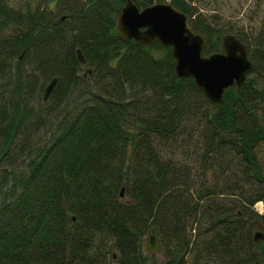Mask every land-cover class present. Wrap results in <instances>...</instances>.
<instances>
[{
    "label": "trees",
    "instance_id": "1",
    "mask_svg": "<svg viewBox=\"0 0 264 264\" xmlns=\"http://www.w3.org/2000/svg\"><path fill=\"white\" fill-rule=\"evenodd\" d=\"M11 1L0 0V264H264L252 240L264 232V7L247 32L198 0H132L184 13L203 55L223 34L246 46L252 70L215 103L175 76L170 47L117 34L127 0ZM151 227L159 254L145 252Z\"/></svg>",
    "mask_w": 264,
    "mask_h": 264
},
{
    "label": "water",
    "instance_id": "2",
    "mask_svg": "<svg viewBox=\"0 0 264 264\" xmlns=\"http://www.w3.org/2000/svg\"><path fill=\"white\" fill-rule=\"evenodd\" d=\"M115 30L125 40H134L143 47H149L155 40L164 47H170L174 60V72L177 78L190 77L211 101L219 103L227 90L239 88L247 79L253 64L246 46L232 34H223L220 37V50L203 55L205 39L195 33L187 16L169 3H154L145 8H138L132 0H127L121 8ZM78 59L85 63L80 50ZM91 70L88 69L83 77ZM56 78L44 89L43 100L50 95ZM124 188L120 190L123 196ZM253 241L264 239L262 232H254ZM152 253H160L156 231L149 228L146 239ZM113 261L116 255L112 252Z\"/></svg>",
    "mask_w": 264,
    "mask_h": 264
},
{
    "label": "rangeland",
    "instance_id": "3",
    "mask_svg": "<svg viewBox=\"0 0 264 264\" xmlns=\"http://www.w3.org/2000/svg\"><path fill=\"white\" fill-rule=\"evenodd\" d=\"M26 1L32 0H13L11 4L16 6L18 3L24 4ZM258 3H262V5L259 7ZM196 5L201 8L200 10L202 12L220 14L223 17V23L228 22L235 26L244 25L247 32H252L256 30L259 25V18L256 12L262 10L264 7V0H198ZM262 154H264V151ZM208 178L211 179L212 177L208 175ZM254 210L258 214H264V201L257 203L254 206ZM147 236L148 233L144 237L145 252H150L151 250L148 248L146 242Z\"/></svg>",
    "mask_w": 264,
    "mask_h": 264
},
{
    "label": "bare ground",
    "instance_id": "4",
    "mask_svg": "<svg viewBox=\"0 0 264 264\" xmlns=\"http://www.w3.org/2000/svg\"><path fill=\"white\" fill-rule=\"evenodd\" d=\"M257 232H262V233L264 234V232H263V231H257ZM252 240H253V238H252ZM259 241H264V239H260V240H258V241H255V242H259Z\"/></svg>",
    "mask_w": 264,
    "mask_h": 264
}]
</instances>
